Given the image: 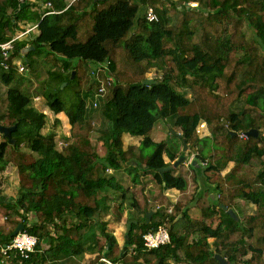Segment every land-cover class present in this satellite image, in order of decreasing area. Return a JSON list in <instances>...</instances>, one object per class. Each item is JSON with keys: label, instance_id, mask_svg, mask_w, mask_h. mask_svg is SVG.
<instances>
[{"label": "trees", "instance_id": "trees-1", "mask_svg": "<svg viewBox=\"0 0 264 264\" xmlns=\"http://www.w3.org/2000/svg\"><path fill=\"white\" fill-rule=\"evenodd\" d=\"M185 2H197L198 7ZM149 6L154 7L157 21L147 19ZM22 7L18 0H0V43L13 37ZM37 20L40 33L31 45L47 46L57 57L55 63L63 59L66 71L49 70L44 96L54 113L68 115L71 130L58 148L55 138L42 132L46 114L32 105L27 94L8 88L0 124L17 125L12 133L16 142L3 135L0 173L9 164L16 166L19 188L15 197L0 190V213L5 216L0 249L20 223L37 236L38 244L28 259L13 257L9 263L2 262L0 251V264H82L86 253H97L90 264H103L104 255L122 264H222L216 254L229 264H264V0H74L68 8ZM26 45L16 41L8 62L12 64ZM70 58L109 62L114 82L99 101L103 127L99 140L105 155L99 154L91 138L94 118L84 93L88 78L77 70L72 78L75 68L71 70ZM0 70L2 80L11 83L12 71L1 66ZM152 71V82L144 83ZM53 80L57 85L51 88ZM65 81L64 90L75 82L78 87L71 102L58 96ZM96 83L91 82L93 87ZM238 100L243 106L234 110ZM169 117L191 151L198 150L196 157L207 162L205 174L216 184L218 200H210L208 194L199 197V219L176 203L172 213L163 208L147 222L146 213L155 202L150 199L141 218L129 219L123 251L107 229L108 222L97 220L109 190L128 191L109 169L131 165L137 171L132 164L136 162L163 189L188 187L184 175H175L172 169L159 172L172 164L165 162L164 153L171 161L177 154L169 151L170 142L152 138L156 122ZM202 121L210 135L197 132ZM250 129L258 134L243 138L230 133ZM125 133L142 137L141 143L124 146ZM230 162L233 166L223 174ZM245 165L251 168L242 171ZM133 182L143 188L139 173ZM237 199L256 205L255 213L235 219L220 206L236 210ZM124 208V200L112 205L116 221H121ZM167 217L171 242L148 249L143 234Z\"/></svg>", "mask_w": 264, "mask_h": 264}, {"label": "crops", "instance_id": "crops-1", "mask_svg": "<svg viewBox=\"0 0 264 264\" xmlns=\"http://www.w3.org/2000/svg\"><path fill=\"white\" fill-rule=\"evenodd\" d=\"M73 1L74 0H25V3L22 4L23 5L22 10L18 11L21 18L14 21L15 27H13V30H14L13 36L24 32V34L17 40L18 42H26L27 44L26 47H24L21 52L28 53L29 51L32 50L33 46L31 45V42L40 33L39 27L36 26L38 25L37 19L39 17H42V15H45V13H54V12H59L61 10H64L68 8ZM10 12L11 11H9V13ZM15 59H16V56L13 59V63H12L13 68L11 70L12 72L15 66L14 65ZM0 75H2L1 70H0ZM150 76L151 75L149 74V78ZM178 133H181V131L179 130L178 127L174 126V118L169 117L166 119H159L156 122L153 128V131H152V138L156 142H161L165 140L170 142L169 151L175 152L177 150V154H176V159H177L183 148V138L179 136ZM204 134L210 135L209 128L206 130ZM201 136H204V135H201ZM141 141H142V137H134L127 133L123 135L124 146H127L130 143L139 145ZM190 152H191V148L189 147V155H190ZM105 153H106L105 148H104V152H99V154L101 155H105ZM164 160L167 163L174 162V161H171L169 154L167 152L164 153ZM189 160H190V156L184 163L180 164L178 167H174L172 169L173 173L175 175L182 174L188 179L189 173L193 171L191 165H188ZM132 164L133 166H138L139 169L137 171L131 170L130 169L132 168L131 165L119 171L109 169L108 172L110 174H113L116 177L117 182L124 189L127 188L128 191L121 193L122 189L121 190L119 189L109 190L108 191L109 199L106 200L105 207L101 210V212L97 216V220L108 222L107 229L116 236L117 241L121 246V250L124 251L127 249L128 241L126 239V232L128 229L129 219L138 220L139 218H141L144 215L143 209L146 205V202L150 201V199L155 201L153 209H152L153 215L156 212H158L159 214L160 210L163 208H164L163 211H166L169 207L174 208L176 203H182L184 206L183 208L189 211V214L191 215L192 218L194 219L201 218L200 216L193 215V211L196 209L198 211L197 212L198 215L200 214L201 210L197 205V200L199 197L204 196L203 195L204 191L201 193L198 192L200 191V188H199V190L197 191V194L191 195V192H194V191H191L190 189V183H191L190 179H188V187L185 190H180L177 188L163 189L151 172L143 171L145 170L144 165L139 166L137 165L136 162H133ZM229 166L231 167L233 166V164L229 163ZM230 167H227V168H230ZM228 170L229 169H227V171ZM136 172L139 173L142 177V180H143L142 187L143 188H141L140 185L138 184L134 185L133 176L137 174ZM223 172L224 171H222V173ZM193 173L196 175L195 170ZM195 180L198 181V178ZM210 184L212 185L211 187L207 186L206 194H208V197L210 198V200L211 198H214V197H215L214 200H218V193L216 192V190L218 189H216L217 188L216 184L215 183L214 184L210 183ZM142 189H143V195L141 194ZM136 195H138V199L135 197ZM144 196H146L147 198ZM133 197L135 198V204L134 203L131 204L134 201ZM121 200H124V206H125L123 210V217L121 221H116L115 214L113 213V210H112V205L120 202ZM157 205H160L161 208L156 209ZM254 207L256 209V205H254ZM232 209L239 216L237 209L236 210L234 208ZM31 217L34 218L35 216L31 215ZM158 218H160V215L157 216V219ZM4 219H5V216H3V214L0 213V223L3 222ZM86 254H87V257L88 256L89 257L86 261L83 260L82 264L88 263L87 261L90 259V257L94 258L97 253H86ZM115 264H122V263H115Z\"/></svg>", "mask_w": 264, "mask_h": 264}, {"label": "rangeland", "instance_id": "rangeland-1", "mask_svg": "<svg viewBox=\"0 0 264 264\" xmlns=\"http://www.w3.org/2000/svg\"><path fill=\"white\" fill-rule=\"evenodd\" d=\"M251 35H252L251 31H248V36L251 37ZM55 57L56 55H53L47 46H41L38 49H32L31 54H27V55L26 53L18 52L16 59L14 60L15 66L12 72L14 74V78L12 82L8 84L5 83L2 80V75H0V110H2L3 112L6 109L8 88L13 87L21 90L23 93L27 94L32 99V105L35 108H37L39 111H43L46 114V123L42 129V132L44 134L53 136L57 142L58 148H61L65 144L67 136H70L71 124L69 122V117L64 112H60L58 114L54 113L50 109L48 102L44 96V91L47 88V82L48 79L50 78L49 70L56 69L58 72H61L63 74L66 73L65 66H63V62H64L63 59L59 57L58 63H55L54 61ZM68 61L71 66V70L74 67L75 70L73 71L75 72L76 70L80 71L86 76V78H88V80L84 84V93H86L87 95V104L89 107V111L92 110L91 115L94 118L95 129L91 135V138L96 146V149L99 152H104V146L99 140V136L103 128L102 115L100 112L101 105H99V107L93 106V101L96 98L95 95L97 92V84H95V87H93V84H91V82L95 80L92 72L96 71L98 67L101 66L100 65L101 63L92 60H82L79 58H70L68 59ZM19 64H24L26 66L25 72L21 73L18 71ZM191 64L194 63L192 62ZM205 69L209 70V68H205ZM149 74L151 76H154V71H152ZM65 82L62 83L61 88ZM73 84L74 85L70 86L66 90H64L63 87L62 91L58 94V96L61 97V99L65 100L66 102L68 101L71 102V100L75 96V91L78 87L76 85V82ZM55 85H57V81L53 80L50 84V87L54 88ZM242 106H243V100H238L233 104V109L238 110ZM2 140H4V137L3 134L0 133V141ZM22 148L28 149L24 144L22 145ZM200 149L201 147L199 146V150ZM230 164H234V162H230ZM248 168H251V166L245 165L243 166L242 171H246ZM227 169H225L224 172H226ZM193 172L194 170L191 171V173H189V178H188L190 179L191 182L190 189L191 191H194L191 192V195L197 194V191L201 187L200 183L197 180H195ZM18 188H19V175L17 168L13 164H9L6 167V169L0 173V190L2 191L3 195L15 197L16 195H18L17 194ZM216 192L219 193L218 190H216ZM203 195L204 196L206 195V189ZM237 202H238V207L236 205V209L237 212L239 213V216L242 219H245L250 214L255 213L256 210L252 203L245 202L244 200L238 201V199ZM197 212L198 211L195 209L193 211V215L201 217V212L199 215ZM212 223L213 225H217L218 222L216 218L213 219ZM210 240L212 241L213 239L211 238ZM88 257L87 254H85L84 256L85 259L83 260L86 261ZM91 260H93V258L90 257V259L87 261L88 263L86 264H90ZM173 264H185V263L174 262Z\"/></svg>", "mask_w": 264, "mask_h": 264}, {"label": "built area", "instance_id": "built-area-1", "mask_svg": "<svg viewBox=\"0 0 264 264\" xmlns=\"http://www.w3.org/2000/svg\"><path fill=\"white\" fill-rule=\"evenodd\" d=\"M171 1V0H170ZM177 1V0H172ZM20 4H24L25 0H18ZM185 4L191 6V7H198L197 2H185ZM146 17L149 21H157L158 15L154 9V7L149 6L146 9ZM38 26V25H36ZM35 26V27H36ZM24 34L20 33L15 36H13L10 40L0 43V52L3 57V60L0 62V66L5 71H11L13 68V64L8 62L9 57L14 52L15 48V42ZM108 63H101L100 67L96 71H93L92 74L97 81V92L95 95V99L93 101V106L98 107L100 98H103L106 96V94L109 91V87L112 86L114 79L111 75L108 74ZM15 65V64H14ZM18 71L19 72H25L26 66L24 64L18 65ZM154 76H150L149 79H152ZM39 99V98H37ZM208 129V125L205 121H202L198 127L197 132L200 135H205L204 133ZM238 135L247 138L248 135L246 132H238ZM198 153V150L191 151L190 152V160L188 165H190V162L192 158L196 157ZM204 165L207 164V162L202 161ZM161 206L157 205L156 209H160ZM173 207H169L166 212L168 214L172 213ZM144 244L148 249L158 248L162 245L168 244L171 242V235L169 231V218L167 217L163 223L159 224L157 228H152L148 230L146 233L143 234ZM38 244V238L37 236L29 233L26 230L19 231L14 237L6 244L1 246V253L3 255L2 262L3 263H9L13 257H19L20 259H28L31 255V253L35 252L36 247ZM100 262L103 264H115L108 256H102L100 258Z\"/></svg>", "mask_w": 264, "mask_h": 264}, {"label": "water", "instance_id": "water-1", "mask_svg": "<svg viewBox=\"0 0 264 264\" xmlns=\"http://www.w3.org/2000/svg\"><path fill=\"white\" fill-rule=\"evenodd\" d=\"M32 49H34V46L32 47ZM74 76H75V71L72 72V78H74ZM151 82H152V79H146L144 81V83H148V84H150ZM67 83L68 82H65L63 84L62 88L65 85H67ZM16 129H17V125L6 126V125L0 124V133H2L5 137H7L9 139V141L12 142V143L16 142V140L13 139V137H12V133ZM230 133L233 136H237L238 135L237 131L230 130ZM246 133H247L248 136H253V135L256 136L258 134V130L250 129ZM178 135L182 137L181 133H178ZM182 138H183V148H182L181 153L179 154L178 158L174 160V162L172 164L159 169V172L161 174H163L164 171H168V170L173 169L174 167H178L180 164L184 163L188 159V157H189V144H188L187 140L184 137H182ZM190 165L195 170L197 178H198V181L200 183L201 187H200V191L199 192L201 193V192L205 191L207 186L211 187L212 184L209 183L207 175L205 174L207 166H205L202 163V161L200 159H198L197 157L192 158V160L190 162ZM221 207L223 209L227 210L228 213L231 216H233L235 219L239 218L237 213L232 208H227V206L225 204H221ZM152 215H153V210H150V211L147 212V214H146L147 222L150 221ZM21 230H24V224L23 223H20L17 226V228L14 230L12 235H16ZM215 256L222 264H229V260L227 258L223 257L222 255L216 254Z\"/></svg>", "mask_w": 264, "mask_h": 264}]
</instances>
